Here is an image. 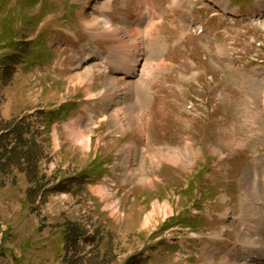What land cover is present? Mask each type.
Listing matches in <instances>:
<instances>
[{
  "label": "rangeland",
  "instance_id": "1",
  "mask_svg": "<svg viewBox=\"0 0 264 264\" xmlns=\"http://www.w3.org/2000/svg\"><path fill=\"white\" fill-rule=\"evenodd\" d=\"M0 264H264V0H0Z\"/></svg>",
  "mask_w": 264,
  "mask_h": 264
},
{
  "label": "trees",
  "instance_id": "2",
  "mask_svg": "<svg viewBox=\"0 0 264 264\" xmlns=\"http://www.w3.org/2000/svg\"><path fill=\"white\" fill-rule=\"evenodd\" d=\"M27 149H29V142L26 139V134L24 132H19L15 136V147L14 148H7L6 146H2V150L5 151L6 154L5 157L14 154L17 156V158H20L22 156L23 160H31L30 153L27 152ZM7 159V158H6ZM9 159V158H8ZM203 177V174L201 175L199 181H201ZM72 239V238H71ZM74 242L75 240L72 239Z\"/></svg>",
  "mask_w": 264,
  "mask_h": 264
},
{
  "label": "bare ground",
  "instance_id": "3",
  "mask_svg": "<svg viewBox=\"0 0 264 264\" xmlns=\"http://www.w3.org/2000/svg\"><path fill=\"white\" fill-rule=\"evenodd\" d=\"M98 1H100V0H98ZM109 1V0H108ZM94 21V20H93ZM139 45V44H138ZM136 46V45H135ZM135 46L133 47V49L131 50V51H129V52H126V50H123V53H126V55H124V56H122L123 58H125L126 56H128L129 58H128V62L129 63H134V61H135V56L137 55V53H138V51H139V49L141 48V46H138L137 48H135ZM137 57V56H136ZM125 74H123V75H125V76H129L130 75V72L129 71H126L125 70ZM143 102V101H142ZM257 165V163L255 164V166ZM263 245V244H262Z\"/></svg>",
  "mask_w": 264,
  "mask_h": 264
}]
</instances>
